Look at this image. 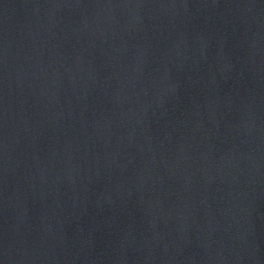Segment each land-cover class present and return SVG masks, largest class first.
<instances>
[{
  "label": "water",
  "instance_id": "1",
  "mask_svg": "<svg viewBox=\"0 0 264 264\" xmlns=\"http://www.w3.org/2000/svg\"><path fill=\"white\" fill-rule=\"evenodd\" d=\"M0 264H264V0H0Z\"/></svg>",
  "mask_w": 264,
  "mask_h": 264
}]
</instances>
